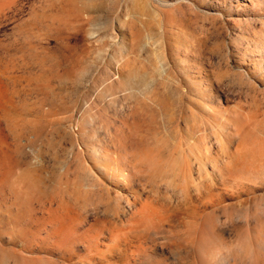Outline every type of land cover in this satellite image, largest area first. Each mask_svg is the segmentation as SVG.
<instances>
[{
  "label": "rangeland",
  "instance_id": "374dc122",
  "mask_svg": "<svg viewBox=\"0 0 264 264\" xmlns=\"http://www.w3.org/2000/svg\"><path fill=\"white\" fill-rule=\"evenodd\" d=\"M0 264H264V0H2Z\"/></svg>",
  "mask_w": 264,
  "mask_h": 264
},
{
  "label": "bare ground",
  "instance_id": "6f19581e",
  "mask_svg": "<svg viewBox=\"0 0 264 264\" xmlns=\"http://www.w3.org/2000/svg\"><path fill=\"white\" fill-rule=\"evenodd\" d=\"M2 0H0V2H1ZM178 60H179V58H177ZM176 60V59H175ZM178 63V62H177ZM177 65V64H176ZM147 99V98H146ZM161 106V105H160ZM214 111H216V112H214ZM213 111V116H214V121H215V123H217V124H219V125H222L223 126V124H226L227 122H228V117L225 115V113H224V111L223 110H214ZM211 115L210 114H208V117H210ZM227 121V122H226Z\"/></svg>",
  "mask_w": 264,
  "mask_h": 264
}]
</instances>
